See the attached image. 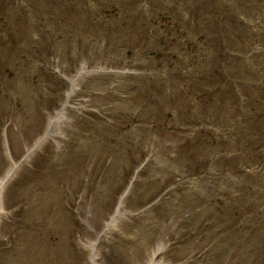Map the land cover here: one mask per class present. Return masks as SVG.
<instances>
[{
	"label": "rangeland",
	"instance_id": "rangeland-1",
	"mask_svg": "<svg viewBox=\"0 0 264 264\" xmlns=\"http://www.w3.org/2000/svg\"><path fill=\"white\" fill-rule=\"evenodd\" d=\"M197 3L0 0V264H264V0Z\"/></svg>",
	"mask_w": 264,
	"mask_h": 264
}]
</instances>
